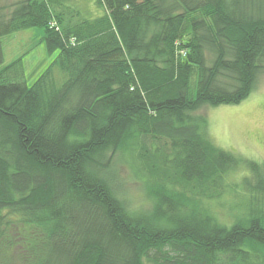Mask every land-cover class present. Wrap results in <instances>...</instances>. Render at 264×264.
Masks as SVG:
<instances>
[{
  "label": "trees",
  "instance_id": "trees-1",
  "mask_svg": "<svg viewBox=\"0 0 264 264\" xmlns=\"http://www.w3.org/2000/svg\"><path fill=\"white\" fill-rule=\"evenodd\" d=\"M90 3L0 0V264H264V163L215 145L195 113L256 87L264 0ZM33 26L56 53L28 85L1 38ZM234 186L247 198L224 223L207 202Z\"/></svg>",
  "mask_w": 264,
  "mask_h": 264
},
{
  "label": "rangeland",
  "instance_id": "rangeland-1",
  "mask_svg": "<svg viewBox=\"0 0 264 264\" xmlns=\"http://www.w3.org/2000/svg\"><path fill=\"white\" fill-rule=\"evenodd\" d=\"M2 1V0H1ZM81 6L90 8L93 0H78ZM43 28L33 26L20 29L1 38L3 63L7 66L16 62V69L22 71L28 85L32 84L54 59L55 53L48 54L43 42ZM209 60V58H208ZM21 65V68H20ZM54 80L60 83L62 71L54 68ZM195 113L202 114L207 120V133L215 145L229 150L239 156L264 163V72L258 77L256 87L250 94L237 104H221L218 106L203 105ZM121 158V156H120ZM115 159L111 164L123 183L124 194L130 206L141 204L143 188L140 176L131 175L130 163L126 157ZM135 166V164H133ZM238 172L228 175L226 182L233 184L239 181L242 174L249 171L241 168ZM130 172L132 176L127 177ZM138 177V178H137ZM139 179V180H138ZM247 193L241 187L228 189L220 198L208 201L209 207L224 223H230V213H237V206L245 201Z\"/></svg>",
  "mask_w": 264,
  "mask_h": 264
}]
</instances>
